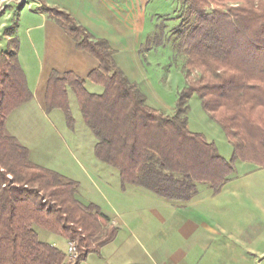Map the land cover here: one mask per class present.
Listing matches in <instances>:
<instances>
[{
	"label": "trees",
	"instance_id": "obj_1",
	"mask_svg": "<svg viewBox=\"0 0 264 264\" xmlns=\"http://www.w3.org/2000/svg\"><path fill=\"white\" fill-rule=\"evenodd\" d=\"M182 1L172 36L186 55L187 77L195 69L200 76L178 93L170 114L150 105L141 85L117 64L107 39L66 11L46 5L41 11L60 15L77 47L99 60L89 79L104 87L91 92L75 73L53 70L46 91L50 108L72 119V89L96 137V156L119 170L123 186L187 201L199 184L219 192L235 175L237 160L264 165V0ZM195 94L233 145L231 160L190 129ZM33 96L15 40L13 48L0 51V264H67L62 250L40 239L39 228L75 241L79 264L116 231L107 230L110 218L99 205L80 199L77 181L34 163L29 148L8 130L11 113Z\"/></svg>",
	"mask_w": 264,
	"mask_h": 264
},
{
	"label": "rangeland",
	"instance_id": "obj_2",
	"mask_svg": "<svg viewBox=\"0 0 264 264\" xmlns=\"http://www.w3.org/2000/svg\"><path fill=\"white\" fill-rule=\"evenodd\" d=\"M182 3V0H151L147 8L137 9L140 13L137 12V21L138 19L139 21H136V24L132 19L134 13L130 14V29L124 31L125 35L120 34L114 41H109L115 49L117 64L130 79L132 78L131 80L141 85L150 105L169 114L175 110L178 93L185 88L191 78L197 79L200 76V71L195 69L190 73V78L187 77L186 55L178 50L174 42L175 37L172 36V31L182 17L181 14H175V10L176 7L182 6ZM26 8L27 5L18 9L22 12L18 23L13 22L14 13L8 18L12 20L9 24L2 25L3 20H0V51L8 47L13 48L16 40L20 49L19 54L28 70V80L35 84L37 81L43 82L47 73L49 64L46 53L47 43L53 38V36L49 38V34L53 35L55 32L52 25L61 26L69 38L74 41L75 39L61 25V21H58L62 20L60 15L43 12L47 20L44 25L30 28L37 25L39 18L29 14ZM212 9L213 7L209 8ZM72 16L78 20L74 15ZM83 26L94 35L88 26ZM10 32L14 34L13 42L12 39L8 40ZM67 49L69 51V47ZM68 93L72 119H69L65 111L59 108L51 109L47 97L40 96L35 102L26 108H20L10 116L8 130L13 135L17 134L15 136L29 148L30 158L34 163L77 181L80 197L88 200L89 203H98L103 208L118 211L123 215L127 214V209L143 207L146 197L131 189L124 190L121 179L106 169L108 166H113L98 160L95 152V135L86 125L80 108L79 116L76 115L78 112L71 101V96L75 97V93L72 89H68ZM57 113H61L62 116ZM189 127L215 142L225 158L228 160L233 158V145L223 128L205 111L201 99L196 94L190 99ZM262 169L264 165L237 160L233 178L256 171L248 180L256 185L253 192L260 198L264 211V170ZM235 208H238L237 202L233 203V209ZM107 230H111L110 224ZM38 233L42 239L49 232L39 228ZM69 240L55 238L57 246L64 250L65 262L74 264L67 254ZM261 247L264 249V243ZM77 251L79 253L78 247ZM253 261L255 264H264V254H254Z\"/></svg>",
	"mask_w": 264,
	"mask_h": 264
},
{
	"label": "crops",
	"instance_id": "obj_3",
	"mask_svg": "<svg viewBox=\"0 0 264 264\" xmlns=\"http://www.w3.org/2000/svg\"><path fill=\"white\" fill-rule=\"evenodd\" d=\"M150 3L151 0H0V20H3L2 25L9 24L12 20L8 18L14 13L13 22L18 23L22 13L18 9L27 5L29 14L39 18L37 25L30 28H39L47 21L41 11V7L46 5L74 15L96 37L111 42L130 29V14L134 13L132 19L136 24L137 12L140 13L137 9L147 8ZM52 27L55 32L49 34V38H53L47 43L49 64L43 82L32 84L28 80V70L18 47L19 60L34 96L10 116L40 96H46L48 79L53 70L71 71L81 76L91 92L104 90L102 85L89 79L90 72L99 66L98 59L78 49L61 26L54 24ZM12 35L9 34L8 40L13 42L15 38ZM71 99L79 116L77 97L72 95ZM106 169L121 179L117 168L108 166ZM254 172L233 178L217 193L206 184H199L198 193L187 201L169 199L143 186L126 184L122 187L124 190L131 189L146 197L144 206L127 209V214L123 215L96 203L110 218V225L116 233L112 240L98 251L90 252L79 264H255L254 254H264L261 247L264 243V211L260 198L253 192L256 185L248 180ZM80 199L89 203L84 198ZM234 202L238 204L236 212ZM57 237L67 240L54 233L46 234L42 240L59 248L55 242Z\"/></svg>",
	"mask_w": 264,
	"mask_h": 264
},
{
	"label": "built area",
	"instance_id": "obj_4",
	"mask_svg": "<svg viewBox=\"0 0 264 264\" xmlns=\"http://www.w3.org/2000/svg\"><path fill=\"white\" fill-rule=\"evenodd\" d=\"M67 254L69 258L73 261H76L77 258L79 257V253L77 251V244L73 240L68 241V249H67Z\"/></svg>",
	"mask_w": 264,
	"mask_h": 264
}]
</instances>
